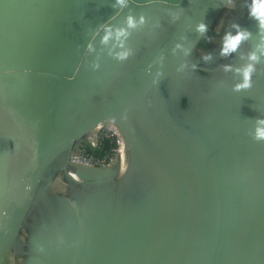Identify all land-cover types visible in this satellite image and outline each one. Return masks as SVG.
<instances>
[{
	"label": "crops",
	"instance_id": "0c3cea01",
	"mask_svg": "<svg viewBox=\"0 0 264 264\" xmlns=\"http://www.w3.org/2000/svg\"><path fill=\"white\" fill-rule=\"evenodd\" d=\"M195 1L156 9L125 56H142ZM252 7L231 0L188 67L122 112L138 136L127 167H112L114 181L99 191L60 198V226L35 236L28 264H156L158 252L169 264H223L252 232L264 240V27ZM103 8L101 0H0V90L16 98L29 87L20 68L71 71ZM249 65L251 87L238 89ZM11 147L0 134V167ZM242 264H264V250Z\"/></svg>",
	"mask_w": 264,
	"mask_h": 264
},
{
	"label": "water",
	"instance_id": "95a60500",
	"mask_svg": "<svg viewBox=\"0 0 264 264\" xmlns=\"http://www.w3.org/2000/svg\"><path fill=\"white\" fill-rule=\"evenodd\" d=\"M182 1L101 0L104 8L99 27L89 34L85 50L71 71L20 68L34 80L33 85L23 87L16 98L0 90V134L12 144L8 161L0 167V264L8 252L12 256L9 264H28L35 236L52 230L51 225L60 226V198L70 192L103 189L115 179L108 174L112 167H127L138 136L122 112L168 75L188 67L184 62L229 0H196L184 13H175L174 24L146 47L142 56H125L152 28L143 29L144 20H150L156 9L175 12ZM201 24L207 26L206 31H199ZM121 60H126L124 67ZM108 122L121 131L126 151L104 166L71 162V153L82 141H86L88 152L109 155L111 138L102 148L88 142V136ZM62 184L66 192L59 190ZM53 187L61 196L49 198ZM38 196L47 203V209L44 211L45 204L40 206L38 200V215L26 222ZM24 224L28 225L25 232L21 231ZM256 250H264V240L252 232L228 249L223 264H242ZM155 255L156 264H169L159 252Z\"/></svg>",
	"mask_w": 264,
	"mask_h": 264
},
{
	"label": "built area",
	"instance_id": "2783aa9c",
	"mask_svg": "<svg viewBox=\"0 0 264 264\" xmlns=\"http://www.w3.org/2000/svg\"><path fill=\"white\" fill-rule=\"evenodd\" d=\"M107 138H111L112 140V147L108 156H99L88 152L86 150V141H82L79 144V148L71 153L70 161L90 166H104L108 164L118 153L123 151L121 147L125 144V139L119 128L113 123L105 124L88 136V142L93 143L98 148H102Z\"/></svg>",
	"mask_w": 264,
	"mask_h": 264
},
{
	"label": "clouds",
	"instance_id": "9594fccd",
	"mask_svg": "<svg viewBox=\"0 0 264 264\" xmlns=\"http://www.w3.org/2000/svg\"><path fill=\"white\" fill-rule=\"evenodd\" d=\"M231 3V0H229ZM251 15L256 17L260 21L261 27H264V0H253V7ZM207 26L205 24H201L199 26V31L204 32L206 31ZM245 37V33H240L236 36H229L227 38V42L225 45V48L223 49L224 53H227L228 51H235L238 47L241 40ZM253 59H256L255 56L252 57ZM253 71V68L251 65H249L248 69L244 72V83L243 85H238L237 88H248L251 87V73ZM261 123H264V121H260ZM257 139H264V129H258L257 131Z\"/></svg>",
	"mask_w": 264,
	"mask_h": 264
},
{
	"label": "rangeland",
	"instance_id": "374dc122",
	"mask_svg": "<svg viewBox=\"0 0 264 264\" xmlns=\"http://www.w3.org/2000/svg\"><path fill=\"white\" fill-rule=\"evenodd\" d=\"M153 42V41H152ZM105 124H110V122H108V123H105ZM48 173H51V170L50 171H48ZM59 188V190L60 191H64V192H66L67 191V189H65L66 188V186L64 185V184H62L61 186H59L58 187ZM52 189V191L49 193V198L52 196V197H55L56 195H57V197H59V196H61V194L59 195V194H57V193H55V192H57L58 190L56 189V188H51ZM92 191V190H91ZM94 191H99V188H95L94 189ZM46 196H48V194L46 195ZM40 199V196H38V198L36 199V202H35V204H34V207L32 208V210H31V212H30V214H29V216H28V218H27V220H26V222H28V220H29V223L31 222V219H32V217H36L37 215H38V210H37V205H38V200ZM39 202H41L40 203V206H42L43 204H45L44 206L46 207L47 205V203H43V201H40L39 200ZM46 209H47V207L46 208H44V211H46ZM61 217H64L63 215H60ZM25 222V223H26ZM26 224H24V226H23V228L21 229V231L23 230V232H25V228H28V225L27 226H25ZM12 259V256H11V253L10 252H8L7 253V255H6V258H5V260L3 261V264H9V262H10V260Z\"/></svg>",
	"mask_w": 264,
	"mask_h": 264
},
{
	"label": "trees",
	"instance_id": "16d2710c",
	"mask_svg": "<svg viewBox=\"0 0 264 264\" xmlns=\"http://www.w3.org/2000/svg\"><path fill=\"white\" fill-rule=\"evenodd\" d=\"M229 6H230V2L228 1V3L226 4V6H225L224 9L222 10V12L219 14V16H218V17L214 20V22L211 24V26H210V28L208 29V31L204 34L202 40H203L204 38H206L209 34H211V33L217 28L218 23H219L221 20H223L222 18H224L225 15L227 14V11H228ZM202 40H201V41H202ZM200 43H201V42H200ZM200 43L195 47V49L198 48V46L200 45ZM195 49H194V50H195ZM60 161H62V160H60Z\"/></svg>",
	"mask_w": 264,
	"mask_h": 264
},
{
	"label": "bare ground",
	"instance_id": "6f19581e",
	"mask_svg": "<svg viewBox=\"0 0 264 264\" xmlns=\"http://www.w3.org/2000/svg\"><path fill=\"white\" fill-rule=\"evenodd\" d=\"M97 127H98V126H97ZM97 127H95L94 129H96ZM121 148H122L123 150L125 149V151H126L125 144H123Z\"/></svg>",
	"mask_w": 264,
	"mask_h": 264
}]
</instances>
